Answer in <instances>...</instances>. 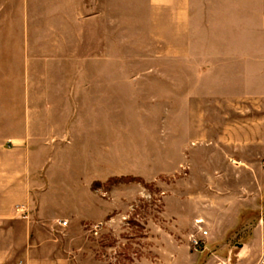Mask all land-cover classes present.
<instances>
[{"label": "rangeland", "instance_id": "rangeland-1", "mask_svg": "<svg viewBox=\"0 0 264 264\" xmlns=\"http://www.w3.org/2000/svg\"><path fill=\"white\" fill-rule=\"evenodd\" d=\"M263 18L264 0H0V180L23 190L0 231L34 264L211 257L264 192Z\"/></svg>", "mask_w": 264, "mask_h": 264}, {"label": "crops", "instance_id": "crops-1", "mask_svg": "<svg viewBox=\"0 0 264 264\" xmlns=\"http://www.w3.org/2000/svg\"><path fill=\"white\" fill-rule=\"evenodd\" d=\"M263 28H264V18H263ZM240 122V121H239ZM242 131V130H241ZM241 134H234L232 137H237ZM263 138V137H262ZM242 139V138H241ZM258 139V138H256ZM235 141L238 139H234ZM264 140V139H263ZM262 140V142H263ZM241 141V140H240ZM231 157L237 154H230ZM242 164L245 163V158L241 157L239 160ZM7 167L0 166V170H7ZM1 174L3 172H0ZM2 176L0 179L2 180ZM0 180V205L3 206L1 210L8 206L9 212H6V215L10 217L11 207L14 205L17 206V198L21 195L22 191L17 185H3ZM13 191V192H11ZM15 191V192H14ZM250 206V205H249ZM233 215V214H232ZM226 215L224 220L222 219V223L215 228L219 229L224 227L222 230V234L219 230L215 229L216 236L213 237L208 243L205 245L204 253L208 252L212 255L202 264H264V192L262 194V200L257 206L254 208L241 209L236 216ZM0 223H6L8 225L3 226L8 229L11 228L10 223H16L10 221V219H5L3 216H0ZM3 218V219H2ZM230 224V226H228ZM8 229H4L0 231L5 233L3 236L0 235V264H19V261H25L22 264H34L36 255L39 254L38 248L34 250V252H28L27 247L24 246L23 241L14 240L15 237L13 231H9ZM7 234V235H6ZM209 235V234H208ZM2 237H5V240H1ZM235 238H239V241H236ZM27 253V257L24 259H19L17 257L18 254ZM207 253V255L209 254ZM23 261V262H24Z\"/></svg>", "mask_w": 264, "mask_h": 264}, {"label": "built area", "instance_id": "built-area-1", "mask_svg": "<svg viewBox=\"0 0 264 264\" xmlns=\"http://www.w3.org/2000/svg\"><path fill=\"white\" fill-rule=\"evenodd\" d=\"M262 169H263V171H264V161H263V163H262ZM25 218H27V217H25ZM196 245L199 246V243L196 242Z\"/></svg>", "mask_w": 264, "mask_h": 264}]
</instances>
